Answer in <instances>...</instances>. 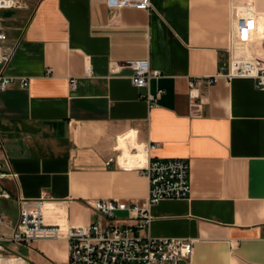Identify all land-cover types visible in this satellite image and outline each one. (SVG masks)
I'll return each mask as SVG.
<instances>
[{
  "label": "crops",
  "instance_id": "1",
  "mask_svg": "<svg viewBox=\"0 0 264 264\" xmlns=\"http://www.w3.org/2000/svg\"><path fill=\"white\" fill-rule=\"evenodd\" d=\"M248 2L114 9L106 0H23L3 9L0 75L15 82L0 90V172L11 193L0 198V232L13 233L20 198L45 191L52 223L97 220L95 199L144 206L145 166L179 157L190 162L191 193L152 205L150 234L192 240L193 264H264V90L251 77L219 76L204 85L199 110L189 100L190 79L215 76L229 60L235 18ZM252 10V49L264 57V0ZM139 58L163 72L150 81L151 91L164 89L154 106L126 64ZM2 245L7 264L69 262L65 238Z\"/></svg>",
  "mask_w": 264,
  "mask_h": 264
},
{
  "label": "built area",
  "instance_id": "2",
  "mask_svg": "<svg viewBox=\"0 0 264 264\" xmlns=\"http://www.w3.org/2000/svg\"><path fill=\"white\" fill-rule=\"evenodd\" d=\"M110 8L134 7L150 9L152 0H106ZM23 0H0V62L8 59L3 42L8 34L2 25L1 11L17 7ZM254 0L237 13L233 44L229 48V60L217 75L190 79L189 100L195 110L204 103L203 87L212 84L219 76L254 78L258 88L264 90V57L252 49L257 26L252 10ZM126 64L132 69V81L139 88H147L142 94L151 106L156 105L164 89H150V81L163 76L160 69L153 68L147 58L129 59ZM90 66L88 73H91ZM21 86L29 85V78L20 79ZM15 78L0 75V90L7 89ZM76 87V79H72ZM150 144L149 147H153ZM5 151L0 137V156ZM1 166V163H0ZM190 162L184 158L152 159L144 168L149 179V195L146 205L121 198L95 199L92 203L98 219L87 225L52 223L48 221L47 206L52 200L45 191L37 199L20 198V215L10 236L0 232V264L11 263L3 257V240L30 244L39 238H65L69 244L68 264H193L194 243L186 238L155 237L150 234L153 219L151 206L166 198H185L191 193ZM4 174L0 172V198L11 196L3 184ZM0 213V222L5 221ZM146 231V232H145ZM145 232V233H144ZM8 263V264H9Z\"/></svg>",
  "mask_w": 264,
  "mask_h": 264
}]
</instances>
